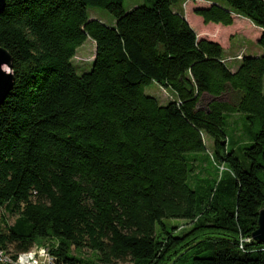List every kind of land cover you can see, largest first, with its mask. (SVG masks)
Wrapping results in <instances>:
<instances>
[{
  "label": "trees",
  "instance_id": "1",
  "mask_svg": "<svg viewBox=\"0 0 264 264\" xmlns=\"http://www.w3.org/2000/svg\"><path fill=\"white\" fill-rule=\"evenodd\" d=\"M143 1L127 12L125 0H6L0 46L15 85L0 107V246L49 242L59 264H264L252 238L264 209V0L194 10L207 25L237 15L262 30V53L235 71L179 0ZM89 39L95 59L80 73ZM153 84L176 98L161 104ZM205 164L211 180L196 176ZM164 220L190 229L175 236ZM85 251L93 259L73 255Z\"/></svg>",
  "mask_w": 264,
  "mask_h": 264
},
{
  "label": "rangeland",
  "instance_id": "2",
  "mask_svg": "<svg viewBox=\"0 0 264 264\" xmlns=\"http://www.w3.org/2000/svg\"><path fill=\"white\" fill-rule=\"evenodd\" d=\"M144 4L143 0H125L124 8L127 12L132 11L138 6ZM210 4L224 5L227 4L223 0H179L178 3L174 6V10L185 14V16L189 17V23L196 31L199 38L200 32L203 29H207L209 31H215L216 28H222L221 34H218L216 41H220L226 51L224 52L225 61L230 66L232 70L236 69L239 66L240 61L243 59V56H257V50H261V48L257 45L258 37H260V33L255 29L256 26L248 19L243 17H237L235 23L230 27H224L222 25L216 24H205L201 17L194 14V10L198 7H206ZM88 15L90 19L97 20L102 22L103 24L113 27L116 24L115 18L107 11L101 9L90 8L88 10ZM246 20V21H245ZM250 21L251 23H247ZM211 39V38H209ZM96 45L95 43L89 39L81 48L78 49L77 55L74 58V64L78 68L80 73L89 72L92 68V63L95 59ZM241 57V59H240ZM146 94L157 98L159 102L163 105L169 103L174 100L176 97L174 93L170 90H166L153 84L146 88ZM211 98L204 97L203 102L200 105L201 108H205L207 102ZM231 129H228V133L232 136L233 130H238L237 135L240 137L241 129L243 128V124L238 117H234L231 121ZM236 128V129H235ZM208 147L212 145V140L210 138L207 139ZM211 149V148H210ZM238 155L242 157L241 153L238 152ZM212 169L211 166L205 165H197L196 176L203 180H207L215 177L216 173ZM222 168L219 170L218 176H222ZM0 212V217H1ZM16 217H9L8 224L12 226L15 222ZM164 225L167 227L169 232H173V229H179L175 231L173 234L175 236H183L190 229L189 224L186 221L181 220H164ZM4 225L0 222V229L3 228ZM160 235L164 236V231L161 227L158 228ZM39 245H42L43 242H38ZM74 256L84 257L86 259H93V254L89 251H85L84 253L79 254L78 252H73Z\"/></svg>",
  "mask_w": 264,
  "mask_h": 264
},
{
  "label": "water",
  "instance_id": "3",
  "mask_svg": "<svg viewBox=\"0 0 264 264\" xmlns=\"http://www.w3.org/2000/svg\"><path fill=\"white\" fill-rule=\"evenodd\" d=\"M6 0H0V14L5 8ZM12 55L0 46V107L4 104L15 85L12 73ZM256 243L264 244V209L259 213L258 229L252 235Z\"/></svg>",
  "mask_w": 264,
  "mask_h": 264
},
{
  "label": "built area",
  "instance_id": "4",
  "mask_svg": "<svg viewBox=\"0 0 264 264\" xmlns=\"http://www.w3.org/2000/svg\"><path fill=\"white\" fill-rule=\"evenodd\" d=\"M53 249L56 247L46 242L36 244L27 252L16 254L0 246V264H59L52 254Z\"/></svg>",
  "mask_w": 264,
  "mask_h": 264
},
{
  "label": "crops",
  "instance_id": "5",
  "mask_svg": "<svg viewBox=\"0 0 264 264\" xmlns=\"http://www.w3.org/2000/svg\"><path fill=\"white\" fill-rule=\"evenodd\" d=\"M184 16H185V14H184ZM237 17H238V16H237ZM237 17H236V19H237ZM185 18H186V20H187L188 22H190V21H189V17L187 18V17L185 16ZM245 21H246V20H245ZM247 23H251V22H250V21H247ZM255 29L260 33L259 35H261L262 30H261L260 28H258V27H256ZM222 30H224V29H222V28H216L215 31H209V30H207V29H203V30L200 32V36H201L202 38H207V39L211 38L210 40L216 41L217 39H215V38H217L218 34H221ZM258 39H259V37H258ZM257 41H258V40H257ZM216 42L220 43V44L223 46V48H224V52H225V51H226V48L224 47V45H223L220 41H216ZM257 52H258V53H256L257 56H259V55L262 53V51L259 50V49L257 50ZM236 69H237V68H236ZM233 71H235V69H234Z\"/></svg>",
  "mask_w": 264,
  "mask_h": 264
}]
</instances>
